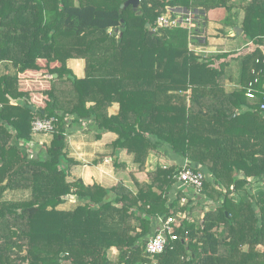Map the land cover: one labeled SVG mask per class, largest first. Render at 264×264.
Instances as JSON below:
<instances>
[{
    "label": "trees",
    "instance_id": "obj_1",
    "mask_svg": "<svg viewBox=\"0 0 264 264\" xmlns=\"http://www.w3.org/2000/svg\"><path fill=\"white\" fill-rule=\"evenodd\" d=\"M125 2L0 0V63L13 72L0 75V264H264V192L255 198L245 180L264 176V0L219 30L242 29L249 51L239 55L201 54L209 12L230 11L232 0H140L137 11ZM186 12L193 30L157 28L159 16ZM36 119H54V130L32 157ZM73 127L116 136L112 155L132 157L135 190L69 180ZM154 151L205 172L203 201L180 205L176 163L138 181ZM70 196L74 206L61 208ZM169 217L180 222L176 240L148 256L156 219Z\"/></svg>",
    "mask_w": 264,
    "mask_h": 264
},
{
    "label": "crops",
    "instance_id": "obj_2",
    "mask_svg": "<svg viewBox=\"0 0 264 264\" xmlns=\"http://www.w3.org/2000/svg\"><path fill=\"white\" fill-rule=\"evenodd\" d=\"M240 40H242V38L237 37L233 42L229 43H235ZM71 63L75 67V64H78L79 62ZM41 137L42 136L34 137L31 144L33 143L34 145L41 146L43 143L48 142L49 137L44 140V142L41 141ZM115 139L116 136L112 133L103 134L99 140H96L90 133L83 134L81 129L74 127L70 129L67 134L69 156L76 160L78 164L70 169L69 180L81 179L85 184L95 182L105 188H110L117 182H123L127 187L134 189L129 172L136 171V166L131 164L133 163L132 157L128 156L125 151H119L118 153L115 152L112 155L110 143ZM165 152L154 151L150 154L146 166V172L135 173V177L138 181L147 182L148 178L146 173L152 171L157 165L169 166L175 163L178 165L183 164L182 160H178L176 157L168 154L167 151ZM114 158H116V163L119 165H114ZM240 175L241 174L238 175V178H241ZM245 180L247 182L246 188L251 190L250 193L254 195L255 198L260 197L264 192V176L259 179L247 178ZM187 198L189 201L190 199L188 196ZM113 251L115 252V250H112L113 257L111 258H114L116 255V252L113 253Z\"/></svg>",
    "mask_w": 264,
    "mask_h": 264
},
{
    "label": "built area",
    "instance_id": "obj_3",
    "mask_svg": "<svg viewBox=\"0 0 264 264\" xmlns=\"http://www.w3.org/2000/svg\"><path fill=\"white\" fill-rule=\"evenodd\" d=\"M192 21L193 15L190 12L179 13L175 17H171L165 14L158 17L156 26L159 29L182 26L190 31L192 29ZM260 94L264 97V87L260 91ZM246 98L255 99V95L251 92L250 89L246 92ZM260 109L264 110V103L260 105ZM53 130L54 119H36L31 124L32 136L51 134ZM189 166L190 163L188 161H184L180 166V171L174 177L176 180L174 190L181 191V194H183V197L180 200L181 206L186 205L189 201H191L192 203H196L197 200L201 199L203 201V198L201 197V191L204 181L208 178L205 172H203L202 170L194 171L193 169H190ZM187 196L190 199L189 201ZM178 216L180 217V219L185 218V214L182 213H178ZM156 221L157 225L154 233L147 239L144 244V252L150 257L163 253L166 249L168 240H176V236L173 234V227L180 224V222L173 217H169L165 220H163L162 218H157Z\"/></svg>",
    "mask_w": 264,
    "mask_h": 264
},
{
    "label": "rangeland",
    "instance_id": "obj_4",
    "mask_svg": "<svg viewBox=\"0 0 264 264\" xmlns=\"http://www.w3.org/2000/svg\"><path fill=\"white\" fill-rule=\"evenodd\" d=\"M248 2H249V0H232L231 3H232L233 8L230 11H227L225 9H217V10H214L208 14L207 23L205 24V27L203 29V35H201V36H204L207 38V41L209 42V46L206 49V51L204 48H201V49H203L201 51H204L203 53H201L202 55H206L207 53L218 54L220 52H227V51H234L239 55V54H243V53L249 51V49L247 48L246 43L243 41V39L238 41V42H235V43H231V44L229 43V42L234 41L233 38L235 35H234L233 31H230L227 37L225 35H223V33L221 34V32L219 31L223 27V24L227 21L231 22L232 24H234V23L240 24V22L242 20V16H243V6H245ZM191 26H192L191 30L196 28V24H194L193 22L191 23ZM238 28H240V27H238ZM224 31H228V28H225ZM190 48H193V46L191 45ZM197 52H200V50L198 49ZM73 63H77V62H73ZM75 65L76 66L74 67V65H72V63H71L70 66L74 70V73L77 76H80L82 74L81 64L78 63ZM6 72L13 73L12 70H10L8 64L0 63V75L3 73H6ZM38 77H39V75H35L33 77H27V79L28 80L32 79V80L37 82V80H35V79H37ZM31 85H32V83H30V81L29 82L26 81V86L30 87ZM41 136H42L41 141L44 142V140L48 139L49 134H42ZM30 146L31 147H29V145H28V150H29L30 156L35 157L39 153H41V150H42L41 146L34 145L33 143ZM131 164L133 165V163H131ZM163 165H165V164H163ZM27 197H28V194L26 192H21V191H18V192L17 191H9L7 194H5V198L10 199V200L26 199ZM74 201H75V199L71 200L70 203L64 204L61 208L68 209V208L73 207ZM196 216L198 219L199 218L198 215H195V217ZM197 219H195V220H197ZM113 253H115V252L113 251ZM112 255L113 254L111 251L110 257H113Z\"/></svg>",
    "mask_w": 264,
    "mask_h": 264
},
{
    "label": "water",
    "instance_id": "obj_5",
    "mask_svg": "<svg viewBox=\"0 0 264 264\" xmlns=\"http://www.w3.org/2000/svg\"><path fill=\"white\" fill-rule=\"evenodd\" d=\"M139 1L140 0H126V2L120 6V9L126 8L128 6H130L133 11H137L138 7H139ZM145 29L148 31L149 35H153L154 31L152 30L150 24H145ZM115 32H117V30H115ZM233 33L236 37L240 36L242 34V29L235 27L233 28ZM56 75H53V78H55ZM71 200L75 199L73 196L69 197Z\"/></svg>",
    "mask_w": 264,
    "mask_h": 264
}]
</instances>
